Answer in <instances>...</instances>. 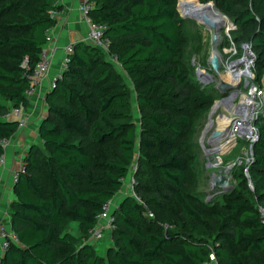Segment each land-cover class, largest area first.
<instances>
[{
	"label": "trees",
	"instance_id": "trees-1",
	"mask_svg": "<svg viewBox=\"0 0 264 264\" xmlns=\"http://www.w3.org/2000/svg\"><path fill=\"white\" fill-rule=\"evenodd\" d=\"M213 1L234 25H257L247 38L264 49V0H246L242 7L240 0ZM94 2L90 16L107 25L111 51L138 90L139 134L130 87L113 76L104 51L84 40L72 43L68 67L46 95L42 146L30 147L15 182L17 239L0 264H206L212 255L217 264H264V125L258 127L250 179L241 167L240 185L210 202L191 188L193 167L202 158L198 130L190 133L192 114L204 118L221 95L215 86H203L189 58L203 48V26L181 15L178 0ZM58 9L52 0H0V95L12 107L28 104L29 74ZM261 62L257 56L259 77ZM10 109L0 106V158L1 140L18 129V120L6 117ZM135 159L132 191L112 210L120 247L105 261L87 238L105 204L123 189ZM162 189L168 193L159 199ZM72 221H78L79 235L69 231Z\"/></svg>",
	"mask_w": 264,
	"mask_h": 264
},
{
	"label": "rangeland",
	"instance_id": "rangeland-1",
	"mask_svg": "<svg viewBox=\"0 0 264 264\" xmlns=\"http://www.w3.org/2000/svg\"><path fill=\"white\" fill-rule=\"evenodd\" d=\"M198 2H201V3H198ZM208 2H202L200 0H178L177 7H178L179 12L183 16V12L185 10H186V13L190 14L191 12L190 9H192L195 6H199L201 4L205 5V3H208ZM210 2L214 3L213 0H211ZM245 2L246 0H240L237 7H242L245 4ZM227 16L231 19L230 27L234 28V30H232V28L231 30H227L226 28L220 29L219 38L221 40L217 41V45H216L217 49L220 51L222 55V61H221L222 65L220 68V72L221 73L225 72V66L227 62H231L232 60L242 57L245 53V48L243 46L245 43H249L250 48H251L250 50L255 56L253 59V66H252L254 75L251 79V84L252 82L255 81L258 85H260V88L263 89L264 91V72L259 77L255 69L257 56H260V59L262 61L260 63V66L264 67V49L262 47H254L247 38L248 31H250V29H253V30L256 29L257 25H252L246 28H243L240 25L233 26L232 21L234 19L230 17L229 15ZM197 22L201 24L199 21ZM202 31H203V48L200 52L189 55V58L193 65V70L195 71V73H196L197 68L201 67L211 72L212 74H214L213 75L214 79L209 81L208 84L216 87L219 82V79L221 78V75L220 74L218 75L216 72L212 70V67L209 62V59L212 54V49H213L214 31L204 26L202 28ZM111 62L114 67L113 76L120 77L122 81L125 82L130 87L131 114L133 116L134 123L138 130L137 132L139 134L140 110L137 104L138 90L135 88L134 83L131 80V78L124 75L121 63L119 61H111ZM196 75H197V78L202 83L200 75H198L197 73ZM251 84L244 86V79H243L242 83H239V89L241 88L243 92H249ZM235 88L233 87V88L227 89L224 92V94H221L216 98L215 102L219 101V103L217 104L213 112L211 113L210 119L212 120H211L209 128L205 132H204V129L206 128V125L209 121L210 111L212 110L213 105L208 109L207 114L204 118H201L199 113L192 114V125L190 128L191 129L190 133L193 134L194 132H196V130H198L196 133V137H197V142L199 144V147L201 148L202 158H199V161H196L195 166L193 167L191 188L194 190V192L197 193L198 196H201L203 199H205L208 202L214 199L222 200V194L228 191V189H225L222 186V184H220L219 182L217 184L214 183L213 181L214 174L225 173L227 177H230V180H229L230 183L234 184V186L235 185L239 186L242 180V177H243L240 173L241 167H244L245 169L244 174L248 179H250V173L248 172V167L253 157L254 143L258 139V136H259L258 127L259 125H264V121L263 122L260 121L259 124L257 125L256 122L258 118L253 120L254 127L252 125V128H254V130H253L252 136L256 138L254 141H251V139L247 137L243 138L242 135L237 136L236 133L235 134L229 133L224 136L226 137L225 139L232 138L230 139L231 141L229 142V144L228 143L223 144L219 152H215L210 155H208L205 152L204 147L209 146L208 143L211 138V133L214 130H218L222 132V130H220V127H219L220 121L222 120L224 121V119L226 120L229 117L236 116V113H234L233 110L229 109V107L226 105L234 106L235 104L239 103L240 98H241L240 95L238 94V96L234 99H226L224 101L222 100L224 97H227V95L230 94ZM0 106H6L8 108H11L12 103L0 95ZM263 112H264V109H263ZM223 121L221 122L222 124H223ZM233 135L236 136L235 139L232 137ZM240 137H242L243 139ZM224 142L226 141L224 140ZM216 159H219V162L214 163ZM230 164L231 166L229 167V170L226 173L225 168ZM138 167H139V161L135 159L133 163L130 164V172H129L128 177L125 179L123 189L115 196L113 200L114 201L113 210L116 209L117 199L119 200L120 197L124 195V192L130 193L132 191L133 181L134 179H136L137 171L139 170ZM41 177L44 180V182L47 184V180H46L47 178L44 172H42ZM141 193L146 195L144 192H141ZM165 193H168V192L164 189L160 190V193L158 194V198L164 199L163 196ZM139 194L137 195L139 196ZM69 231L72 232L74 235L80 234V228H79L78 221H72L70 223ZM87 241L90 242L95 247L96 251L104 258L105 261H108L109 259H111L115 250L119 249L120 247L113 224L107 223V222L97 223V226L95 227V229L92 230L90 236L87 238ZM211 257H212L211 261L206 264H217L214 256L212 255Z\"/></svg>",
	"mask_w": 264,
	"mask_h": 264
},
{
	"label": "crops",
	"instance_id": "crops-1",
	"mask_svg": "<svg viewBox=\"0 0 264 264\" xmlns=\"http://www.w3.org/2000/svg\"><path fill=\"white\" fill-rule=\"evenodd\" d=\"M52 1L59 5V9L55 14L56 23L51 27L53 41L47 43L52 53L50 72L37 85L34 94L28 97V104L22 109V115L27 119L26 125L18 128L4 145L3 159L0 162V228L6 226L11 234H15L11 216V203L16 197L13 172L24 164L25 156L33 144L42 146L39 125L48 113L46 94L60 71L64 46L78 40L85 41L86 38L87 22L79 8L81 0ZM4 252L0 239V257Z\"/></svg>",
	"mask_w": 264,
	"mask_h": 264
},
{
	"label": "built area",
	"instance_id": "built-area-1",
	"mask_svg": "<svg viewBox=\"0 0 264 264\" xmlns=\"http://www.w3.org/2000/svg\"><path fill=\"white\" fill-rule=\"evenodd\" d=\"M95 2L94 0H81L80 2V11L83 14V16L86 19L87 22V31H86V38L85 41L101 48L106 57L110 60V61H118V56L116 53L111 51V38L109 37V35L106 34V29H107V25L105 23L102 22H98L92 19V17L90 16V11L91 9L94 7ZM58 10H53L51 12L52 15L55 16V14L57 13ZM46 43L40 53V58L38 60V62L36 63L34 69L32 70V72L29 74V79H30V83L28 85V87L25 89V94L27 95V97L31 96L34 94V92L37 89V85L40 83V81L44 78H46L49 75L50 72V61H51V51L49 49V47H47V43H51L53 41V35L51 32V28L46 29ZM246 44V43H245ZM74 46L72 43L70 44H66L64 46V54L60 60V71L58 73V75L55 77L54 82L52 87L54 86L57 77L60 76L62 74V72L68 67V61L70 59V54L73 52ZM202 72L205 73V77L204 75H202ZM196 73L198 75H200L201 77V81L203 83V86L207 85L209 81L213 80V75L211 72L199 67L196 70ZM252 84H254L253 89L255 88V107H252V125H253V120L257 119L259 117L260 114H263V109H264V97L262 95H264V91L263 89L260 88V85H258L255 81L252 82ZM250 86V89L252 88V85ZM241 102V98L239 103ZM237 103V104H239ZM22 106H13L11 107V109L9 111H7L6 113V117L9 118H16L18 120V128H22L26 125L27 119L26 117H24L22 115ZM254 127V125H253ZM253 130L254 128H252L251 130V134H248L247 136H243L250 138L251 141H254L256 138L254 136H252L253 134ZM238 136V135H237ZM234 139L236 136H234ZM242 138V137H240ZM242 138V139H243ZM232 139V138H230ZM231 141V140H230ZM1 142L3 143V145H6L8 143V139H3L1 140ZM3 157L0 158V162L2 161ZM25 171V166L24 164L16 169L13 172L12 178L13 181L16 182L20 176L21 172ZM134 182V181H133ZM251 184V183H250ZM252 186V184H251ZM113 199L109 200L105 206L103 211L98 215V223L99 222H107V223H113ZM149 216H153V212L149 211L148 213ZM165 227H167V225L165 224ZM0 239H1V246L2 249L5 250L6 247L9 245V242L11 239L16 240V235L15 234H11L6 226H2L0 228Z\"/></svg>",
	"mask_w": 264,
	"mask_h": 264
},
{
	"label": "bare ground",
	"instance_id": "bare-ground-1",
	"mask_svg": "<svg viewBox=\"0 0 264 264\" xmlns=\"http://www.w3.org/2000/svg\"><path fill=\"white\" fill-rule=\"evenodd\" d=\"M207 14L209 17L213 18L215 21L220 22L222 24H225V28L228 30L229 23L228 19L215 4L213 3H207L204 6L190 12L191 15H195L196 17H201L202 14ZM198 19V18H197ZM221 39L218 37V41ZM245 48V53L242 57L232 60L231 62H227L225 66V72L221 73V78L227 82H229L232 85V88L236 87L230 94L227 95L223 99H234L238 96V94L241 97V102L239 104L233 105H226L229 107V109H232L234 113H236V116L229 117L228 119H224L223 124L220 121V130L223 132V136L227 134H235L236 135H242L247 136L248 134H251L252 130V107H255V88H252L249 90V92H243L241 88L239 89V83H242V80L244 79V86L251 84V79L254 75L253 71V59L254 54L251 52L250 44L246 43L243 46ZM216 53L219 55L220 62L222 61V55L220 51L217 49ZM222 63V62H221ZM222 65V64H221ZM241 65V66H240ZM202 75L205 76V73L202 72ZM207 77V76H205ZM232 79V80H231ZM264 97V95H262ZM233 137V136H232ZM234 138V137H233ZM223 144H229L230 138L225 140ZM223 144L219 146V151L221 150ZM229 146V145H228ZM219 162V159H216L214 161ZM228 165L227 167H230Z\"/></svg>",
	"mask_w": 264,
	"mask_h": 264
},
{
	"label": "water",
	"instance_id": "water-1",
	"mask_svg": "<svg viewBox=\"0 0 264 264\" xmlns=\"http://www.w3.org/2000/svg\"><path fill=\"white\" fill-rule=\"evenodd\" d=\"M198 3H201V2H198ZM213 5H214V3H213ZM183 17L184 18H189L190 17V18H194V19L196 18V20L198 18L197 21H199L204 27H206V28L211 29V30L214 31V35H213V41H214L213 42V49H212V54H211V57L209 59V62H210V65L212 67V70L219 75L220 74V68H221V62H220L219 55L216 53V50H217V46L216 45H217L218 37H219V34H220L219 33L220 32V29L221 28H225V24H222L220 22L215 21L213 18L209 17L207 14H204V13L199 18V17H196L195 15H191V14H188V13H184L183 12ZM232 25L234 26V23L233 22H232ZM231 28L232 27H228V30H230ZM216 88L218 89V91L221 94H224V92L227 89L232 88V85L229 82H227V81L223 80L222 78H220L219 79V82H218V84L216 86ZM218 103H219V101H216L213 104L212 110L210 111L209 121H208V123L206 125V128L204 129V132L210 126V123H211V120H212V119H210L211 118V113L213 112V110L215 109V107L217 106ZM225 138L226 137L223 136V132L218 131V130H214L211 133V138H210V141L208 143V145L210 147L209 146L208 147L207 146L204 147L205 152L208 155L213 154L215 152H219V146L224 143V140H226ZM210 144H212V145H210ZM251 147H252V145H251ZM228 170H229V167H226L225 168V172L227 173ZM229 180H230V177H227V175L225 173L214 174V176H213L214 183L217 184L219 182L220 184H222V186L225 189L231 190L235 186H234V184L230 183Z\"/></svg>",
	"mask_w": 264,
	"mask_h": 264
}]
</instances>
